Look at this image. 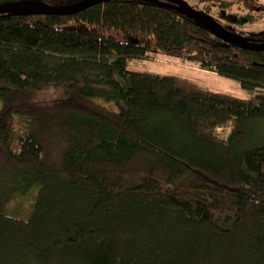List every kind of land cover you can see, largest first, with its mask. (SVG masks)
<instances>
[{
    "label": "trees",
    "instance_id": "trees-1",
    "mask_svg": "<svg viewBox=\"0 0 264 264\" xmlns=\"http://www.w3.org/2000/svg\"><path fill=\"white\" fill-rule=\"evenodd\" d=\"M235 5L246 15H225L234 26L264 12L259 0H210L204 13ZM151 52L251 96L130 69ZM0 101V264H264V52L137 0L2 15Z\"/></svg>",
    "mask_w": 264,
    "mask_h": 264
},
{
    "label": "rangeland",
    "instance_id": "rangeland-1",
    "mask_svg": "<svg viewBox=\"0 0 264 264\" xmlns=\"http://www.w3.org/2000/svg\"><path fill=\"white\" fill-rule=\"evenodd\" d=\"M206 9H202L201 12H204ZM225 13V11H224ZM216 15V14H215ZM215 15H211L210 17L215 18L219 23H221L223 26H226L229 29H233L232 31H235V33L239 34L241 37L249 40H255L259 41L261 40V35L264 33V21L262 20V17H264V12H260L258 16V21L254 23H249L247 25L241 26H234L232 24H229L228 21L225 19V14L222 15L221 17H215ZM217 16V15H216ZM75 28H81L82 30L86 31H91L93 28L85 26V25H75ZM100 33H106V34H111V35H118L121 37V34L117 32H112L108 30H97ZM122 38V37H121ZM141 42H148L151 44L153 48H155V43L152 37H140ZM175 63H181L179 60L171 57H165L161 54H155L154 52H151L149 57L144 60H137V61H131L129 63L130 69L136 72H145V73H153L157 75H182V73L187 72L186 69L184 70L182 68H178L177 64ZM189 66H193L191 64H188ZM188 75H191L192 78H195L197 82L202 85L206 86L209 90L212 92H220V93H225V94H231L237 98H243V99H249L251 94L246 92L243 88L241 83L232 80L230 78H225L222 76H219L218 74H212V73H203V74H198V73H191L187 72ZM58 92H55L53 90H50L49 92L42 93L40 95L41 100H50L53 99ZM94 104L103 107L104 109H108L113 112H117V108L114 104L108 103V102H103V101H98L94 100ZM3 108L2 102L0 101V110ZM231 132V128H223L220 131V136L222 138H226L229 136ZM28 202L26 200L19 201L18 204H15L14 208L15 209H21L23 208ZM28 205H26L24 208L26 209Z\"/></svg>",
    "mask_w": 264,
    "mask_h": 264
},
{
    "label": "water",
    "instance_id": "water-1",
    "mask_svg": "<svg viewBox=\"0 0 264 264\" xmlns=\"http://www.w3.org/2000/svg\"><path fill=\"white\" fill-rule=\"evenodd\" d=\"M114 0H83L78 4L66 6H51L42 3L39 0H25L23 2H14L12 4L0 5V16L13 14H41V15H60L69 16L80 14L81 11L90 9L93 6L113 2ZM135 1V0H134ZM143 3L158 5L164 9H171L188 19H192L202 29L207 30L212 36H215L224 43H228L242 50L253 52H264V41L247 40L238 34H234L227 28H224L215 18L210 17L204 12H199L183 0H137Z\"/></svg>",
    "mask_w": 264,
    "mask_h": 264
},
{
    "label": "crops",
    "instance_id": "crops-1",
    "mask_svg": "<svg viewBox=\"0 0 264 264\" xmlns=\"http://www.w3.org/2000/svg\"><path fill=\"white\" fill-rule=\"evenodd\" d=\"M259 1L264 4V0H259ZM238 10H239V8L237 9L236 5L234 6V8L230 9L229 11H225V13L221 12L217 7H212L210 9V11H209V15L210 14L211 15H215L216 14L217 16L215 15V17L218 18V17H221V14L222 15H224V14L225 15H228V14L232 15V14L239 13ZM239 15H243V16L246 15L244 9H242V12H240ZM252 16H254V20H253L252 23L257 22L259 13L258 14H253ZM262 20L264 21V17H262ZM175 64H177L178 68H182L183 67L184 70L186 69L187 72H191L193 74L194 73L203 74L205 72L208 73L207 71L204 72V71L198 69L194 65L193 66H189L188 64H184L183 62L182 63H175Z\"/></svg>",
    "mask_w": 264,
    "mask_h": 264
},
{
    "label": "built area",
    "instance_id": "built-area-1",
    "mask_svg": "<svg viewBox=\"0 0 264 264\" xmlns=\"http://www.w3.org/2000/svg\"><path fill=\"white\" fill-rule=\"evenodd\" d=\"M184 2H186L189 7L194 8L195 10L201 12L202 9H204V5L206 4L207 1L210 0H183Z\"/></svg>",
    "mask_w": 264,
    "mask_h": 264
}]
</instances>
